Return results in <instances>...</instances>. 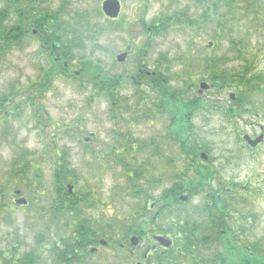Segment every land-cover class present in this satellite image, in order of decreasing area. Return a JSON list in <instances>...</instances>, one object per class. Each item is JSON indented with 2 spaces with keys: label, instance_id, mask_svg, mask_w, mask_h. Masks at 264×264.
I'll return each mask as SVG.
<instances>
[{
  "label": "rangeland",
  "instance_id": "rangeland-1",
  "mask_svg": "<svg viewBox=\"0 0 264 264\" xmlns=\"http://www.w3.org/2000/svg\"><path fill=\"white\" fill-rule=\"evenodd\" d=\"M102 1H38L41 7L56 13L66 43L80 40V49L70 54L68 68L72 74L59 71L44 92H37L35 85L49 68L50 57L44 47L48 45L36 31L33 33L35 29L0 53V97L13 91L12 102L0 109V253L8 250L17 259L25 252L37 253L43 248L45 256L34 264H51L46 262V244L68 230L67 226L74 227L82 219L93 229L100 225V219L126 218L129 222L148 196L159 197L173 182L187 177L188 159L177 141L167 136L171 131L169 111L165 115L153 111L158 95L149 89L150 77L136 73V59L145 53L142 63L148 76L162 69L167 80L165 90L170 93L182 88L181 96L186 89L188 98H196L200 82L209 86L213 76L222 78L202 93L207 108L195 111L190 125L196 132L195 140L210 147L209 158L222 154L228 157L216 167L223 182L234 183H219L217 187L219 199L226 197L230 206V244L264 258V145L252 158L245 153L237 158L234 150L240 146L232 144L231 136L229 144L226 142V133L249 129L248 122L264 125V0H213L217 2L214 7L211 0L202 4L194 0H119L120 12L113 20L102 14ZM21 2L25 4V0ZM9 5L0 0V10L7 14L2 22L5 30L15 23ZM156 22L165 25L160 34L156 33L159 29L155 24L160 26ZM87 27L91 33H87ZM56 35L59 37L46 36ZM121 53L127 57L118 62L116 56ZM83 62L99 66L104 77L127 75L114 91L115 96L124 98L115 107L129 108L136 102L139 109L128 112L112 108L103 89L87 83L86 76L73 73ZM209 67L211 70H207ZM130 76L135 77L134 83ZM232 78L239 87H228ZM137 80L139 85L135 84ZM237 93L249 99L248 107L253 106V111L235 118L231 125L215 113L222 111L216 105L226 106L229 95ZM30 99L38 106H32ZM218 128H224V133L216 136L214 130ZM60 152L66 154L70 168L76 172L74 193H90L91 202L79 203L75 221L68 214L52 211L53 169ZM23 157L32 167L24 174H14V160L19 162ZM131 173L137 179H131ZM224 186L226 194L221 189ZM14 190L20 193L15 195ZM20 197L26 200L25 205L16 203ZM201 201L202 195L197 194L186 205L178 206L191 209ZM164 221L158 220L159 225ZM150 235L148 232L147 237ZM113 253L108 247H98L91 259H104L105 264H134L127 257L114 259ZM2 261L0 254V264Z\"/></svg>",
  "mask_w": 264,
  "mask_h": 264
},
{
  "label": "trees",
  "instance_id": "trees-1",
  "mask_svg": "<svg viewBox=\"0 0 264 264\" xmlns=\"http://www.w3.org/2000/svg\"><path fill=\"white\" fill-rule=\"evenodd\" d=\"M5 1L10 4L9 8L11 14L15 17V23L9 29L5 30L2 22L6 19L7 14H5V11L0 10V53H3L2 51L5 50L11 42L23 39V36L33 29L36 30L40 39L48 45L44 46L45 49L53 53L55 56L61 57V59L69 61L71 51H73V49H80V40L74 38L69 40L68 43L64 41L61 36L63 31L60 24H58L57 17L55 16L56 13H51L46 8L41 7L38 2L39 0H25V4H22L21 0ZM162 20L163 19L161 18L160 21ZM143 26L147 27V24L144 23ZM155 26H158L159 29L156 33L160 34V32L165 30V25L162 23H160V26L158 24H155ZM88 28L89 31L87 33H91L92 29L90 27L85 29L88 30ZM47 34H58L59 37L57 35L47 37ZM50 63L51 64L44 76H42L41 80L35 85V90L39 93L44 92L50 87L52 78L59 71L64 73L62 66H60L59 63L54 61H51ZM207 70H211V68L209 67ZM78 72L80 76L87 77V83L92 84L94 87L98 86L100 90L105 89L106 87V89L109 90L108 93L115 96L114 89L118 86L120 80L118 76L112 77V79L104 77L100 73L99 66L92 65L90 62H83ZM147 77H150V79L147 80L150 83L148 84L150 86L149 89L154 93L156 92L158 95L157 104L155 103L156 106L159 105L165 107L164 112H166V110L169 111L168 114L171 119V131L167 136H170V139L176 140L179 145L205 146L206 143L199 139L195 140L193 136H190L184 126V112L181 96L182 88L177 89L176 93L166 91L167 80L162 69H159V71ZM151 77L154 79L152 80ZM106 81L108 82L105 83ZM211 81H222V78L220 76H213ZM132 83H134V81ZM99 89L97 90L99 91ZM12 94L13 91L0 97V109L4 107L6 103L12 102ZM146 95L147 94H144V96ZM35 97L36 94L33 96V99ZM29 101H31V99ZM30 103L33 104L32 106H38L33 101ZM3 115L6 117V112H4ZM184 153L189 157L188 155L196 154L197 152L186 150ZM25 155L26 153L22 154V156ZM23 159L24 160H20L19 162L14 160V174H24L32 167L27 158L23 157ZM190 160L192 159L190 158ZM193 161L194 160H192V162ZM188 165L193 169V165L189 164V159L186 163V168ZM194 170H197L198 174L187 175L186 178H179L180 176H178L180 180H178V182H173L168 188L164 189L159 197H156L155 199L156 208L171 209L174 207H180L178 205H186L194 194L202 195V201L200 204L191 208L195 211L192 216L185 213L184 218L176 221V224L171 222L170 228L166 229V233H172L171 230L173 229L180 232V238L175 239L174 246V248H177L178 250H171L173 253H169L167 257L159 258V264H264V258L258 256V253L254 254V252H251V254H247L245 250H239V248L231 245L228 240V238L231 237L229 229H226L223 233L218 232V241H213L215 240L213 236L215 232L212 229L213 210L215 205L217 206L219 213V220L223 219L225 223L227 221L225 214H228L227 209H229V205L227 204L226 198H222V200L218 198L216 200L214 194L215 190L209 179L210 168L207 165L199 164L197 167H194ZM128 176H131V179H137V176L135 175L133 177L132 173L128 174ZM76 177L75 170L71 169L68 164L66 154L64 152L56 154V161L53 169V193L55 194V197L52 199V211H54L56 215L71 213L75 217L78 216L79 212L77 209L80 200L74 192L70 194L66 187V184L68 183L73 184ZM179 189L188 194V201L179 202L177 198ZM1 192H3L2 188ZM81 199V201L88 202L89 200L91 202L90 193L83 194ZM136 224L138 223L131 222L130 226H126L123 222L119 225L107 224L106 229L104 230L98 228L93 229L90 222L81 220L74 224V227L71 225L67 226L68 230L64 229L63 232L56 235L48 245L46 244L48 247V258L46 259V262H51V264H105L104 259L103 261L99 260L98 262L92 261L91 259L95 254H91L88 251V247L94 242L91 240L94 237L104 238L106 240V247L114 250V253L112 254L114 259H124L127 257V254L118 247V243L122 240L118 237L126 238L129 234L140 235L141 232H131L130 230L131 227L133 228L132 225ZM174 225H177V228H174ZM220 226H222L221 222ZM156 231L157 230H155V232ZM42 249L43 248L37 253L25 252L17 259L13 258L14 256L10 255L8 250V252H1L0 254L2 256L3 264H34L37 259H43L42 255L45 256V254H42ZM148 261L149 257L145 259L144 264H148Z\"/></svg>",
  "mask_w": 264,
  "mask_h": 264
},
{
  "label": "flooded vegetation",
  "instance_id": "flooded-vegetation-1",
  "mask_svg": "<svg viewBox=\"0 0 264 264\" xmlns=\"http://www.w3.org/2000/svg\"><path fill=\"white\" fill-rule=\"evenodd\" d=\"M194 1H195V3H199V4H202V2H204V0H194ZM206 1L208 2L209 0H206ZM250 1L254 2V3H258V0H249V2ZM216 3L217 2H213V0H211V4L213 5L212 7H214ZM144 56H145V53H143L142 56L137 57L136 62H135L136 73L140 77L148 76V71L144 68L143 63L141 62L140 66H137V64H136L137 60L139 58H142V60H143ZM49 57L50 58H47L49 60L48 61L49 64H51L50 63L51 61L59 63L60 66H62V70L64 71L65 74H67V75H69L70 73L72 74V71L70 72V70L68 68V64L70 63V60H71L70 57L71 56L69 57V61H66L64 59H61V57L55 56L53 53L49 52ZM205 63L208 65V62H205ZM73 73L78 74V71H73ZM118 77H119V79H121L123 77H128V76L119 74ZM109 78L112 79V77H109ZM130 79L133 81L135 79V77L130 76ZM107 82L108 81H106L105 83H107ZM136 83L139 84L140 81L137 80ZM202 83H205V82H200L198 84V89H197L198 96L196 98H188V96L186 95L188 90L186 91V89L184 90L185 96H182V106H183V112H184V114H183L184 115V126L187 129L188 134L190 136H197L196 132H194L192 126L190 125V120H191L193 113L197 110L207 108L206 102L202 101L204 99L202 97V93L205 92V90H207L210 87L212 89L213 88L212 86H214V84H216V83L212 82L209 86L207 84V87L205 89H200V85ZM227 85H228V87H236V79L232 78ZM118 86H119V84H118ZM116 89H117V87L114 89L115 92H116ZM108 92H109V90H107L105 87V89H103V95H104L105 100H107L110 103V106L112 108L115 107V103H119L121 100L124 99L122 97L120 98L117 96H112L111 93H108ZM241 95H242V93H241ZM150 102H152V100ZM249 104H250V101L248 98H244V96H239L238 93L234 94V95L230 94L229 98H228V104L226 106L220 107V106L216 105V108L222 109L221 113H219L218 110H216L215 113L217 115H220L223 119L227 120L231 125H233L235 123V121H234L235 118L241 117L245 113L250 114L249 112L252 110L251 108L253 106L252 107L250 106L251 107L250 108V107H248ZM153 105L156 108L153 110L154 112L156 111V112H158V114L165 115V113H164L165 107H161L159 105L156 106L155 103ZM211 107H213V106H211ZM115 108L116 109L118 108L119 110H123V111H128V112L131 108H134V110L139 109L138 104L136 102H135L134 106L129 107V108H128V106H124L123 108L118 106ZM166 109H167V107H166ZM161 110H162V112H161ZM210 111H211V113L214 114L213 110H210ZM257 111L258 112H261V111L264 112V110L260 111V109H258ZM153 115H154V113L152 112V117H153ZM256 115L258 117L260 116V114H258V113ZM170 122H171V119L169 117V123H168L169 127L168 128L171 127ZM248 128L249 129L241 130L239 132L233 131V132H236L235 134L234 133L233 134L226 133L227 134V139H226L227 144H229V142H230L229 136H231L233 138V139H231L232 144L240 146L239 150L238 149L234 150L235 151L234 153H236L235 155H237V158H239V155L241 153H243V154L245 153L247 155V158H252L253 153L259 151V149L264 145V125H262L260 122H257L255 124L252 122H248ZM220 129H221V131H220ZM220 129L218 128V129L214 130V134L216 136L224 133L223 132L224 128H220ZM85 141H88V140L85 139ZM131 147L133 149V146H131ZM217 147H218V144L216 146L213 145L214 150ZM122 148H123V146L120 147V150ZM178 148L183 153V155H185L184 152L186 150L197 152L196 154L188 155L189 157H187V155H185V157H187L189 159V164L193 165V169L189 165L187 168L185 167L188 175H190L189 173H191L192 175L198 174V171L194 170V167H197L200 164L198 162L197 158L203 157L202 152L205 153V159H201V160L204 163L206 162V163L211 164L209 179L211 181V184H214L216 186V187H213V189L215 190L214 194L216 196V200L219 198V196H217V192H218L217 187H218L219 183H221L223 185L234 184L232 181H228V180H227V182H223L220 179V172H219L218 168L216 167L217 162H220V161H226L227 162L228 161V157H226L225 154L217 155V156L215 155L213 158H209L208 153L210 151V147L207 145H205V146H202V145H189V146L179 145ZM156 149L158 150V148H156ZM118 152H119V150H118ZM190 158L194 161L192 162V160H190ZM66 186H67V184H66ZM72 188L74 189L73 184H72ZM226 188L227 187H225V186L221 188L223 190L224 194H226V192H227ZM72 192H74V190H72ZM178 192H179V194H178L177 198H178L179 202H186L188 200V194L185 191H182L180 189L178 190ZM194 195H197V194H194ZM186 196H187V198H186ZM81 197L82 196L77 195V198L80 200V202L82 200ZM224 198H226V197H224ZM155 199H156V197H153V196L149 197L148 196L147 199L144 200L143 205L134 211L133 216L130 218L129 222L126 220V218L124 220H121V219L118 220L117 218H112L110 221H105V222H102V220L100 219V221L102 222V223L100 221L98 222V225L100 224L99 225L100 227L99 226L97 227V225H96V228L105 230L107 224L119 225L121 222H123L126 226H130L131 225L130 222L138 223L136 225H132L133 228L131 227L130 230H131V232H133V231L141 232L140 235L129 234L126 236V238L125 237L124 238L118 237V238L122 239L121 242L118 243V247L120 249H122L127 254L129 260L134 261V264H144L145 259H147V257H149L148 264H159V261L161 258L167 257V255L169 253H173V251L178 250L177 248H174V246H175V239L180 238V232H178L175 229L171 230L172 233H166L165 231H166V229L170 228L171 222L176 224V221L184 218L185 213L192 216L194 214L193 212H195L192 209L183 210L179 207H174L171 209H158L155 206ZM227 204H228V200H227ZM230 205H231V203H230ZM228 208H230V206H228ZM227 210L229 213V209H227ZM68 216H70L71 219H74V221L77 219L71 213H68ZM225 218L228 221V214H225ZM160 219L165 220L164 223L161 225H159V223H158V220H160ZM82 220H85V219H82ZM227 221L225 223V221L223 219L219 220V213L217 210V206L215 205V208L213 210V227H212V229L215 232V234L213 235L215 238V240H213L214 242L218 241V232L223 233L226 229H229V227L227 226L228 225ZM220 222L222 223V226H220ZM174 228H177V225H174ZM94 229H95V227H94ZM155 230H157V231L155 232ZM148 232L151 233V235L149 236L150 238L147 237ZM132 237H136L137 241L132 243L131 242ZM159 237H163L165 239H168L170 241L169 245L164 246L158 240ZM101 239H104V238L94 237L91 239L94 241L88 247V251L91 254L97 253L98 247H104V246L100 245ZM143 241H145L144 246L142 245ZM171 250H173V251H171ZM250 254H251V252H250Z\"/></svg>",
  "mask_w": 264,
  "mask_h": 264
},
{
  "label": "water",
  "instance_id": "water-1",
  "mask_svg": "<svg viewBox=\"0 0 264 264\" xmlns=\"http://www.w3.org/2000/svg\"><path fill=\"white\" fill-rule=\"evenodd\" d=\"M101 11H102V13H103L107 18H109V19H115V18H117V16L119 15V12H120V2H119V0H103V1L101 2ZM126 56H127L126 53L118 54V55L116 56V60H117L118 62H123L124 59L126 58ZM141 61H142L141 58H139V59L137 60V63H136L137 66H140ZM206 87H207V86H206V84H204V83H202V84L200 85V89H205ZM202 156L205 158L204 155H202ZM68 190H69V192L71 191V186H70V185H68ZM19 192H20L19 190H15V191H14V194L17 195V194H19ZM16 203H17V204H23V205H25V204H26V200H25L23 197H20V198L16 199ZM158 240H159L164 246H168L169 243H170V241H169L168 239H165V238H163V237H159ZM135 241H137V238H136V237H132V238H131V242L133 243V242H135ZM100 243H101L102 245H105V241H104V240H101Z\"/></svg>",
  "mask_w": 264,
  "mask_h": 264
}]
</instances>
